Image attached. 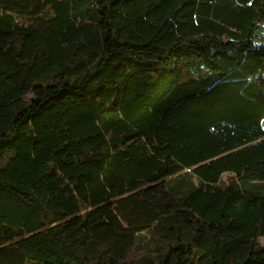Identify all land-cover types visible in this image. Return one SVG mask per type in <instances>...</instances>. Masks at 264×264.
<instances>
[{
    "label": "trees",
    "instance_id": "trees-1",
    "mask_svg": "<svg viewBox=\"0 0 264 264\" xmlns=\"http://www.w3.org/2000/svg\"><path fill=\"white\" fill-rule=\"evenodd\" d=\"M264 0H0V264H264Z\"/></svg>",
    "mask_w": 264,
    "mask_h": 264
},
{
    "label": "rangeland",
    "instance_id": "rangeland-1",
    "mask_svg": "<svg viewBox=\"0 0 264 264\" xmlns=\"http://www.w3.org/2000/svg\"><path fill=\"white\" fill-rule=\"evenodd\" d=\"M259 245L264 248V237L259 238Z\"/></svg>",
    "mask_w": 264,
    "mask_h": 264
}]
</instances>
